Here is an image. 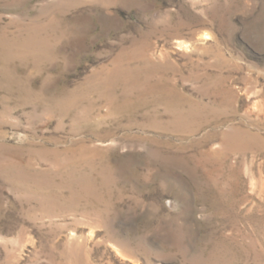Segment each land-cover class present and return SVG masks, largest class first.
Returning a JSON list of instances; mask_svg holds the SVG:
<instances>
[{
	"label": "rangeland",
	"instance_id": "374dc122",
	"mask_svg": "<svg viewBox=\"0 0 264 264\" xmlns=\"http://www.w3.org/2000/svg\"><path fill=\"white\" fill-rule=\"evenodd\" d=\"M0 264H264V0H0Z\"/></svg>",
	"mask_w": 264,
	"mask_h": 264
}]
</instances>
